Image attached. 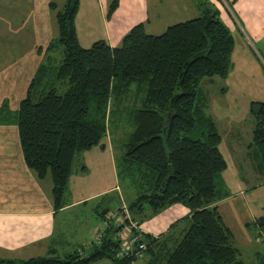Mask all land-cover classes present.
Returning <instances> with one entry per match:
<instances>
[{
    "label": "trees",
    "instance_id": "16d2710c",
    "mask_svg": "<svg viewBox=\"0 0 264 264\" xmlns=\"http://www.w3.org/2000/svg\"><path fill=\"white\" fill-rule=\"evenodd\" d=\"M193 3L199 9L196 17L169 24L159 34L146 30L148 18L115 45L99 38L88 47L80 44L75 25L80 0L49 3L55 11L56 39L44 49L17 111L10 113L2 103L0 120L15 122L26 165L39 179L50 177L54 206L59 207L66 201L76 154L102 145L105 137L112 142L111 114L127 110L128 131L117 151L113 148L116 177L130 189L129 202L121 209L115 196L113 208L129 211V216L112 222L105 214L114 210L106 207L98 212L105 223L97 241L63 256L0 263L89 264L107 259L134 264L143 258L146 264H245L218 209L217 202L226 196L218 175L227 161L207 96L198 89L203 78L228 74L234 36L214 2ZM118 4L108 0L107 18ZM57 46L61 57L54 68L48 51ZM250 111L255 119L250 144L264 172V101L250 102ZM176 203L187 213L166 231L153 236L137 229L147 217ZM263 220H256L262 229ZM125 226L132 232L130 244L122 236ZM124 243L127 253L120 254ZM256 255L257 264H264V251Z\"/></svg>",
    "mask_w": 264,
    "mask_h": 264
},
{
    "label": "crops",
    "instance_id": "0c3cea01",
    "mask_svg": "<svg viewBox=\"0 0 264 264\" xmlns=\"http://www.w3.org/2000/svg\"><path fill=\"white\" fill-rule=\"evenodd\" d=\"M95 1L99 3L102 15L101 38L106 39L110 45L117 44L133 25L149 18L148 0H119L118 7L110 18L106 17L108 0ZM229 1L233 3L231 8L223 0H216L214 3L233 36L237 34L242 39L244 48L241 57L235 60L234 74L229 75L233 84H222L225 86L221 85L222 89L218 95L217 92L212 93L213 99L207 93L210 98L208 113L213 119V114L217 112L234 117V120L230 121L231 126L226 124L229 121L224 123L228 129V139L232 136L231 143L238 138V131L232 129L233 124H240L241 121L250 123L246 128L248 136L245 144L246 147L255 148L250 144L255 121L250 111V102L264 101V0ZM34 11L31 16L30 12L27 13L33 24L26 32H29L30 39L32 36V41L27 42V45L17 40L4 41L0 53V106L6 102L5 109L12 114L17 111L20 101L25 97L28 84L37 66L44 59V49L53 38L51 17L46 16L40 20ZM17 27L13 33H16L19 39L25 32L19 33ZM242 56L249 62H243ZM229 90L235 93H227ZM112 147L114 146L110 140H104L102 145L87 149L82 160L74 157L66 201L63 205L55 207L50 177L39 179L26 165L17 125L14 121L0 120V259L22 260L51 254L63 256L82 248L83 244L97 241L99 228H102V217L98 212H103L106 207L113 208L115 199L112 194L117 192L118 196L120 195L116 181L118 179L115 150L112 152ZM225 150H228L227 145L222 149L223 152ZM224 182L225 192L228 194L226 193V197L218 203H223L228 211V221L225 224L233 232L235 244L240 250L246 249L247 245L256 244L258 236L264 238V220L261 222L263 229L256 221L259 217L264 218V205H255L250 199L251 207L249 198L246 197L248 190L264 184V178L260 183H250L248 189L236 186L230 181L228 188ZM237 192L248 200L241 202V199H233L230 202ZM99 197L100 200H96ZM101 207L103 208L100 210ZM248 207L250 209L246 211ZM115 209L116 207L105 216H111L109 219L118 223L121 221L118 220L119 217L122 219V216H118L120 212ZM186 213L187 208L176 203L162 210L151 220L142 222L137 229L158 236ZM121 232L122 236L130 239V244L132 232L129 227H123ZM257 252L260 251L254 250L253 254L258 263ZM105 264L112 263L106 261Z\"/></svg>",
    "mask_w": 264,
    "mask_h": 264
},
{
    "label": "rangeland",
    "instance_id": "374dc122",
    "mask_svg": "<svg viewBox=\"0 0 264 264\" xmlns=\"http://www.w3.org/2000/svg\"><path fill=\"white\" fill-rule=\"evenodd\" d=\"M223 1L226 3V5L229 8L232 7L233 3H231V1L229 0H223ZM50 2H55L56 5L62 6L64 0H0V53L2 52V46L4 44V41L11 42L13 40L15 41L17 40L18 42H21L24 45H27L26 44L27 42L32 41V36L30 39L29 32H26V29L29 31L31 24H33L31 18L29 17V15H27V13L30 12V16H31V12L34 10H35L34 11L35 14L38 15L37 17L40 18V20L46 16L51 17V35L54 40L56 39L57 32H56V24L54 19L55 11H52V9H50L49 7ZM214 2H216V0H214ZM148 5H149L148 8L149 21L146 24V30L148 32L155 34L161 33L164 30V28L169 24L178 21H184L196 17L199 14V9L195 7L193 0H148ZM75 21H76L75 25L77 27L76 30H77L78 39L83 47H88L89 45H91L92 42L102 37L103 35V33L101 32L102 15L100 14L99 3L97 1L80 0V9L77 17L75 18ZM19 23L21 24L19 25ZM16 27L18 28L19 33L25 32L24 34L20 35L19 39H17L16 33H13ZM234 36H235L234 47L230 55L231 66L227 76L226 77L213 76V78L205 77L200 81V84L198 86V89L206 94L208 104L210 103L209 101L210 98L208 94L211 96V99H213L212 93L217 92L218 95L219 90L222 89L220 87L225 86L222 84L224 83L233 84V79L231 80L229 78V75L230 73L234 74L233 68H234L235 60H238L241 57L244 48V42L242 41V39L237 34H235ZM27 52L28 51H26V53ZM48 54L50 56V60L48 63L52 67L56 68L57 65L59 64V60L61 57V50L57 46V49L55 47L54 49L49 50ZM242 59L243 62H249V60H245L244 56H242ZM227 93H235V92L233 90H229L227 91ZM126 112L127 110L124 111L117 109L111 114L110 117L109 128L110 130H113V133L111 134V138H112L111 141L115 150L122 145L121 142L124 139V134L128 131V128L126 127L128 125ZM213 115L215 116L214 119L216 125L215 128L222 137V141L219 145V148L228 163L227 169H225L224 171L221 172L220 175H218L219 179L222 180L223 182L225 181L224 183H226L225 185H228L227 186L228 188L231 185L229 181L232 184H235L236 186L243 187L244 189H248L247 187L250 183H251L250 185H252V183L253 184L260 183L264 178V172L259 165L260 158L257 153V149L246 147L245 144L247 143V136H248L246 128H247V124L250 123L241 121L240 124L238 122H235L233 124L232 129L238 131V138L231 143L232 136H230V138L228 139L229 135L226 132V130L228 129H226L224 123L229 121L226 124L231 126L232 122L230 121H233L234 117L233 116L229 117L225 114L221 115V113L218 112ZM249 121L252 122V120ZM105 140L108 141L109 138L105 137ZM225 145L228 146V150H225V152H223L222 149L225 147ZM114 148L112 147V152H114ZM85 152L86 150L80 151L76 155L77 159L82 160L85 157L84 155ZM89 152L91 153V151ZM250 175H253V177H250ZM116 181L119 187L118 190L120 189L119 190L120 195L118 196L117 192L113 193L112 195L114 196V198L116 196V203L121 205V209L126 210L129 202L127 193L130 192V189L128 188L127 184L124 181H119V179ZM221 186H222V190L225 192V187L223 185ZM226 193L228 194V192ZM235 195L236 196H232L230 202L233 199L234 200L241 199V202H245L248 200L246 198L245 199L242 198L239 195V192H237ZM246 197L249 198V203L251 207H252L251 200L255 205H264V184L257 186L253 190H248L246 192ZM96 200H100V197ZM218 202H217L218 209L221 215L222 216L224 215L223 219L226 222L228 221V218L226 216L228 214V211L226 210V207L223 206V203L219 204ZM102 208L103 207H101L100 210ZM249 209L250 208L248 207L246 211ZM246 211H244V213ZM158 214L147 217L143 221V223L145 221L151 220L153 217H155ZM120 215L122 216V219L121 217H119L118 220L122 221L125 217L129 216V211H127V214L122 213V211H120L118 216ZM120 222H118V224ZM103 223L105 222L102 221L101 226H103ZM133 223L134 222L131 223L132 226L134 225ZM247 246L248 247L246 249H242V258L245 264H257V259L255 258L253 252L254 250H258L263 253L264 251L263 236H258V241H256L255 245L254 243H252L251 245H247ZM106 261L109 260L103 259L100 262L97 263L94 262V263L105 264ZM144 262L145 259L139 258L134 264H139Z\"/></svg>",
    "mask_w": 264,
    "mask_h": 264
},
{
    "label": "built area",
    "instance_id": "2783aa9c",
    "mask_svg": "<svg viewBox=\"0 0 264 264\" xmlns=\"http://www.w3.org/2000/svg\"><path fill=\"white\" fill-rule=\"evenodd\" d=\"M134 225H136V223H133ZM121 234V233H120ZM141 247H143V245H141ZM126 254L127 253V246L124 244L123 247H121V251L120 254Z\"/></svg>",
    "mask_w": 264,
    "mask_h": 264
}]
</instances>
